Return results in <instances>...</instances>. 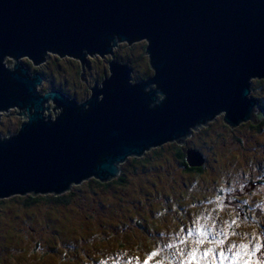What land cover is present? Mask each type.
Here are the masks:
<instances>
[{"label":"water","instance_id":"water-1","mask_svg":"<svg viewBox=\"0 0 264 264\" xmlns=\"http://www.w3.org/2000/svg\"><path fill=\"white\" fill-rule=\"evenodd\" d=\"M134 41L146 42L151 78L130 83L131 67L109 61L108 76L80 103L41 94L39 74L3 63L37 65L50 52L83 64L87 54L105 57L116 42ZM263 79L264 0H0V113L17 108L26 119L0 136V200L59 195L89 176L108 181L127 157L181 144L189 128L219 114L230 129L255 124L250 86ZM49 101L60 110L53 121L43 116ZM201 160L187 151L190 167Z\"/></svg>","mask_w":264,"mask_h":264},{"label":"rangeland","instance_id":"rangeland-1","mask_svg":"<svg viewBox=\"0 0 264 264\" xmlns=\"http://www.w3.org/2000/svg\"><path fill=\"white\" fill-rule=\"evenodd\" d=\"M144 45L143 41L128 46L125 42H118L113 48V54L106 55L105 58H99L96 54L89 57L87 54L82 64L84 81L79 79L80 61L70 56L58 58L50 53L46 56L45 63H39V66H33L25 57L15 61L6 58L3 63L10 70L16 64L24 65L28 76L40 74L42 82L37 91L41 94L63 86L70 94L69 97L81 102L90 97L89 88L94 83L99 84L103 76L108 75L107 64L113 59L121 60L118 61L123 63L121 65L134 66L131 82L139 81L140 76L146 75L149 67L147 63H143L147 62ZM252 88L251 84L250 97ZM255 96L264 99V90ZM18 112L17 108L1 112V137L15 134L17 125L25 122L23 116L15 115ZM59 112L49 101L45 105L43 116L46 120L53 121ZM260 122L261 117L253 125ZM249 125L250 121L242 122L230 129L223 122L222 114H219L206 122L205 126L199 124V127H193L194 130L189 128V135L181 144L174 140L166 141L148 148L140 156H133L151 160L142 172L131 174L129 163L132 158H128L119 165L120 172L122 166L126 171V180L118 186L116 194L94 192L97 195L92 199V193L86 192L85 187L90 179L99 181L93 176L72 184L60 195L79 189V196H75L79 204L76 216L83 217L78 219L69 218L64 207L54 210L44 201L29 207L22 203L27 196L48 197L51 193L33 194L31 191L27 195H10L0 200V264H134L124 258V253L119 252L131 247L141 256L142 261L145 253L153 249L150 240L161 239L163 243L158 251L161 250L163 255L159 259H163L165 264L168 260H171V264H181L175 254L185 246L181 237L193 242L199 239L191 221L198 214L204 213L205 209L212 211L215 207L208 202L205 181L212 187V194L221 197L224 209L221 218L229 221V226L235 233L232 239L247 241V248L242 250V254L250 253V257L246 256L245 260L250 259V264H264V199L260 198L264 193L258 191L264 189V127H261L259 133H254ZM216 137H219V141ZM172 145L180 146L183 150L191 146L197 148L203 158L200 165H203L202 172H183L173 159ZM230 169L234 173L239 172L235 179L228 176ZM221 173L225 175L223 191L218 187ZM198 177L200 184L193 189V183ZM114 179L115 177H111L108 181ZM254 192L257 195L253 196ZM189 204H195V207L190 208ZM85 213L89 221L85 220ZM230 216L235 217L238 227L231 223ZM218 229L219 224L217 231ZM189 231L192 232L191 236L188 235ZM207 239L224 240L225 243L218 250L231 257L232 252L226 247L228 238L209 232ZM38 243L40 245L35 249V244ZM168 244L175 248L171 249ZM233 250L240 249L234 246ZM214 251H217L215 247ZM245 260L235 264H245ZM224 264L234 262L228 259Z\"/></svg>","mask_w":264,"mask_h":264},{"label":"trees","instance_id":"trees-1","mask_svg":"<svg viewBox=\"0 0 264 264\" xmlns=\"http://www.w3.org/2000/svg\"><path fill=\"white\" fill-rule=\"evenodd\" d=\"M138 42V41H137ZM145 42V41H143ZM133 43H136V41H134ZM145 48H146V42L144 45V52H145ZM147 60V58H146ZM117 61H121L119 59H117ZM144 64L147 63L149 69L148 72L146 73V75L144 74L143 76H140V79L138 82H143L146 79L151 78V76L153 75V72L148 64V60L147 62H143ZM130 66V64H129ZM108 67V66H107ZM133 71H134V66L131 65ZM108 69V68H107ZM151 70V71H150ZM108 71V70H107ZM132 76V74H131ZM104 77V76H103ZM80 79V78H79ZM137 82V81H135ZM130 83L131 80H130ZM251 84L253 86L252 88V98L256 100L257 103V107L260 109V113H261V122L258 125H249L250 129L253 130L254 133H259V130H261V127H264V99H258L255 95L258 94V92H261V90H264V79L263 80H256V81H251ZM53 89L59 90L62 94L66 95V96H70V94L68 92H66L67 90L61 86L60 88L58 87H54ZM89 95H90V89H89ZM20 126L17 125V129ZM217 141H219V137L215 138ZM172 149V156L173 159L175 160V162L182 168V171L188 174H199L200 172H202L203 170V165L200 167H190L186 161L187 158V151L189 150H194V151H198L197 148L194 147H188V148H183L180 146H171ZM199 152V151H198ZM200 153V152H199ZM155 155L157 154V152L154 153ZM201 154V153H200ZM141 160V161H140ZM149 162H151V160L149 158H143V159H139V158H132L131 163H129V165L131 164V170L130 173L134 174V172L137 171H141L147 167L149 164ZM128 166V165H127ZM121 172H119L118 176H116V178L113 181H109V182H100L94 179H90L88 181V183L86 184V192H91L90 194L92 195V199L93 196H96L97 193L99 191L101 192H106V193H112V194H116V189H118L119 185H122L125 183L126 180V171L123 169V166L120 167ZM109 190V192H107ZM97 192V193H94ZM118 195V192H117ZM75 196H79V189H74V191H68L66 194L63 195H52L48 196V197H43V196H36V197H32V196H27L25 198H23L24 201H22V203L27 207L35 205L39 202H46L47 204H49L50 207L55 209H63V207L66 209L68 217L71 219H78V217H83V215L80 216H76V211H77V207L79 204H77L76 200H75ZM72 205L70 208H68V206ZM84 217H86V213L84 214ZM88 215L85 218V220H88ZM90 222H93L90 221ZM89 222V223H90ZM122 226V225H120ZM129 227V225H124V227ZM163 239L159 240V241H152L150 240L151 246L155 247V249L158 251V249L161 247V244L163 243L162 241ZM40 245V243L35 244V249L38 248V246ZM122 248V245H121ZM172 248H175L172 247ZM171 248V249H172ZM170 249V248H169ZM118 251L120 249H117ZM161 252V255H163V252L161 250H159ZM119 253H124L125 254V259H127L128 261L133 262L134 264H137L136 260L134 259V257H139L141 258V256H139L136 252H134V249L130 247L127 248L124 252H119ZM141 260V259H140Z\"/></svg>","mask_w":264,"mask_h":264},{"label":"snow or ice","instance_id":"snow-or-ice-1","mask_svg":"<svg viewBox=\"0 0 264 264\" xmlns=\"http://www.w3.org/2000/svg\"><path fill=\"white\" fill-rule=\"evenodd\" d=\"M210 204L215 205L212 211L205 209L204 213L198 214L191 221L196 235L200 238L193 242L181 237V241L185 246L178 249L175 253L181 264H224L228 259H231L235 264V262L245 260L246 256L250 257V253L244 252L242 254V250L247 248V241L239 238L233 240L232 237H235V233L230 228L229 221L221 218V213L224 211L221 197L216 196L215 200ZM214 216L215 219H213ZM230 220L232 224L239 226L234 216H230ZM218 224L219 229L217 231ZM209 232L228 238L226 247L232 252L231 257L225 256L223 251L218 250L220 245L225 243L224 240L212 241L207 239ZM188 235L191 236L192 232L189 231ZM167 246L170 248L174 247L172 244ZM234 246L240 250H233ZM214 247L217 251H214ZM160 256L161 252L153 247V249L145 253L142 261L138 256L134 257V259L137 264H165L163 259H159ZM167 264H171V260H168ZM245 264H250V259L245 260Z\"/></svg>","mask_w":264,"mask_h":264},{"label":"clouds","instance_id":"clouds-1","mask_svg":"<svg viewBox=\"0 0 264 264\" xmlns=\"http://www.w3.org/2000/svg\"><path fill=\"white\" fill-rule=\"evenodd\" d=\"M118 43V42H117ZM126 43V42H125ZM50 54V52H47L46 53V55L44 56V61H46V56H48ZM55 54V53H54ZM56 56L59 58V56L56 54ZM66 56V55H65ZM64 57V56H63ZM6 58H10V57H6ZM5 58V59H6ZM60 58H62V57H60ZM4 59V60H5ZM12 59V58H11ZM25 59H27V60H29L27 57H25ZM74 59V58H73ZM13 60V59H12ZM75 60V59H74ZM30 61V63L32 64V61L31 60H29ZM42 62V63H45V62ZM4 62V61H3ZM25 62V64H27L26 62L27 61H24ZM128 65V64H127ZM21 66V68H23V66L22 65H20ZM33 66H39V64H37V65H33ZM129 66V65H128ZM24 69V68H23ZM27 69V68H26ZM28 76V75H27ZM163 96L161 95L160 96V99L161 100H163ZM239 175V172H233L231 169L228 171V176H230V177H232V179H235V177L236 176H238ZM224 182H225V175H224V173H221L220 174V176H219V179H218V187H219V190H221V191H223V189H224ZM197 184H200V179H199V177L196 179V181L193 183V189H195L196 188V185ZM205 185L208 187V202L209 203H211L212 201H214L215 200V198H216V196L214 195V194H212V187L210 186V185H207V181H205ZM202 187H204V186H202ZM259 192H261V193H264V189H259L258 190ZM252 195L253 196H255V195H257V193L256 192H254V193H252ZM261 199H264V195H261V197H260ZM185 199L187 200L188 199V197L186 196L185 197ZM189 207L190 208H194L195 207V204H189Z\"/></svg>","mask_w":264,"mask_h":264},{"label":"bare ground","instance_id":"bare-ground-1","mask_svg":"<svg viewBox=\"0 0 264 264\" xmlns=\"http://www.w3.org/2000/svg\"><path fill=\"white\" fill-rule=\"evenodd\" d=\"M51 54H54V53H51ZM54 55H56V54H54ZM12 60V59H11ZM49 108V107H48ZM51 108V107H50ZM49 114H51V113H49ZM53 117V116H52ZM51 118V117H50ZM141 161V160H140ZM36 193H38V192H36ZM25 195H27V194H25ZM107 223V222H106Z\"/></svg>","mask_w":264,"mask_h":264}]
</instances>
